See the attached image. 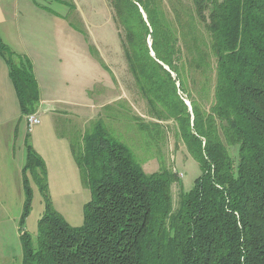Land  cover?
Listing matches in <instances>:
<instances>
[{
	"label": "trees",
	"instance_id": "obj_1",
	"mask_svg": "<svg viewBox=\"0 0 264 264\" xmlns=\"http://www.w3.org/2000/svg\"><path fill=\"white\" fill-rule=\"evenodd\" d=\"M186 3L108 0L145 105L143 114L117 117L149 155L161 158L170 136L181 142L200 169L191 189L180 188L174 207L177 174L144 172L99 116L69 141L92 192L73 226L55 209L46 165L27 136L21 264H264V0ZM0 52L22 116L35 113L40 91L30 60L14 62L1 40ZM32 182L43 203L34 235L24 228Z\"/></svg>",
	"mask_w": 264,
	"mask_h": 264
},
{
	"label": "crops",
	"instance_id": "obj_2",
	"mask_svg": "<svg viewBox=\"0 0 264 264\" xmlns=\"http://www.w3.org/2000/svg\"><path fill=\"white\" fill-rule=\"evenodd\" d=\"M52 1L58 7L46 5L44 0H0V40L16 54L14 62L19 56L30 60L40 91L35 112L40 122L29 129L20 112L9 65L0 52V264H13V259L21 264L22 260L18 219L24 200L22 169L27 136L46 165L53 205L68 223H82L83 217L76 221L73 215L91 199L69 142L72 136L83 133L89 117L74 127L69 116L93 113V107L99 105L95 106L92 89L109 77L90 51L93 44L86 33L66 15L71 0ZM76 1L72 0L71 12H75ZM42 211V202L32 198L24 223L28 233L36 234Z\"/></svg>",
	"mask_w": 264,
	"mask_h": 264
},
{
	"label": "rangeland",
	"instance_id": "obj_3",
	"mask_svg": "<svg viewBox=\"0 0 264 264\" xmlns=\"http://www.w3.org/2000/svg\"><path fill=\"white\" fill-rule=\"evenodd\" d=\"M180 1L187 4V0ZM44 3L58 7L52 0H44ZM74 4L76 5L75 12L70 11L72 9L71 0V3L67 6L66 15L86 33L89 42L93 44L89 47L95 48L96 53L99 57L101 56L100 58L109 67L110 72L106 70L109 77L108 81L97 83L92 89L91 95L95 98V106L99 105V107L95 109L93 107V113L88 116L71 114L69 118H71L74 127H78L84 118L89 117V120L83 124L85 130L89 129L90 125L101 116L104 119L105 127L110 131L109 133L131 149L135 160L141 164L144 172L150 173L161 167L174 171L180 180L179 183L172 185L173 205L176 207L180 188H183L184 191L191 189L194 179L200 174L198 163L188 155L184 145L181 142H175L171 136L161 147V158L156 155H149L142 148H139L140 137L137 138L136 133H133V129H129V126L126 127V124L122 123L124 120L118 117L126 114L125 111L127 110L143 114L145 111L144 100L137 94L135 85L125 68L117 26L112 19L113 14L108 0H77ZM106 106H109L110 109H106ZM109 115L110 117H108ZM108 119L109 121L113 120V122L109 124ZM59 124L62 125L60 121ZM88 189L91 198L92 192L90 187ZM33 198L34 200H40L41 204V195L36 184H33ZM73 216L77 217L76 221L80 220L83 217V210L78 207ZM29 233L32 234L30 231ZM12 263L19 264V260L13 259Z\"/></svg>",
	"mask_w": 264,
	"mask_h": 264
},
{
	"label": "built area",
	"instance_id": "obj_4",
	"mask_svg": "<svg viewBox=\"0 0 264 264\" xmlns=\"http://www.w3.org/2000/svg\"><path fill=\"white\" fill-rule=\"evenodd\" d=\"M25 119L29 129L40 122L39 117L35 113L26 115Z\"/></svg>",
	"mask_w": 264,
	"mask_h": 264
},
{
	"label": "water",
	"instance_id": "obj_5",
	"mask_svg": "<svg viewBox=\"0 0 264 264\" xmlns=\"http://www.w3.org/2000/svg\"><path fill=\"white\" fill-rule=\"evenodd\" d=\"M149 45H150V43H149ZM188 104V103H187Z\"/></svg>",
	"mask_w": 264,
	"mask_h": 264
}]
</instances>
